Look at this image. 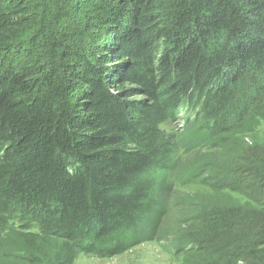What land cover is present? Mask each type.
<instances>
[{
  "label": "trees",
  "instance_id": "16d2710c",
  "mask_svg": "<svg viewBox=\"0 0 264 264\" xmlns=\"http://www.w3.org/2000/svg\"><path fill=\"white\" fill-rule=\"evenodd\" d=\"M263 121L264 0H0V264L121 254L168 205L183 264H264Z\"/></svg>",
  "mask_w": 264,
  "mask_h": 264
},
{
  "label": "rangeland",
  "instance_id": "374dc122",
  "mask_svg": "<svg viewBox=\"0 0 264 264\" xmlns=\"http://www.w3.org/2000/svg\"><path fill=\"white\" fill-rule=\"evenodd\" d=\"M183 113V112H182ZM183 118L181 113L177 115L176 119L172 122H166L160 127L163 128L166 132L179 133L181 132ZM257 135L247 137L245 139L246 144L249 147L254 148V155L259 156L264 153V121L258 126ZM197 149L193 148L189 152L185 150H179V157L184 158L186 163H190L193 158H196ZM202 151V150H200ZM187 152V153H186ZM199 155V154H197ZM198 158V157H197ZM236 171L230 172L229 175L225 176V180H232L233 175H237ZM172 198L175 201H182L186 198H191L193 196H200L207 192V189L199 184H180L175 183L173 185ZM241 201L244 202V198L241 195H235ZM168 205V211L162 217L160 223V230L154 238L151 240L144 241L129 250L106 258H99L93 255L87 254H78L73 262V264H183V255L178 252L180 248L178 236L183 232H194L196 230V222H191L184 225L179 220L178 210L179 206L172 209ZM201 215V214H200ZM203 220L201 222L207 221V216L202 213L200 216ZM258 221H254L256 225ZM203 224V223H202ZM258 226H264V224L258 222ZM160 232H165L166 236L159 239ZM248 257L241 258L237 264H249L250 261L247 260Z\"/></svg>",
  "mask_w": 264,
  "mask_h": 264
}]
</instances>
